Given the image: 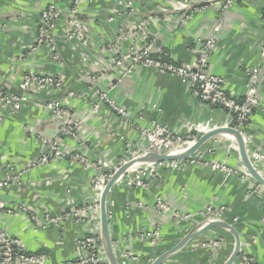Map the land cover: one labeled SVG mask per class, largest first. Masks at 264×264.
<instances>
[{
    "label": "crops",
    "instance_id": "1",
    "mask_svg": "<svg viewBox=\"0 0 264 264\" xmlns=\"http://www.w3.org/2000/svg\"><path fill=\"white\" fill-rule=\"evenodd\" d=\"M83 0L78 18L88 45L67 39L71 25L67 10L73 0H0V85L11 93H20L19 82L26 73L60 75L61 89L27 91L20 112L6 107L0 125V173L12 163L27 168L53 141L65 120L76 124V137L64 136L61 148L67 153H82L92 161L117 164L131 151H143L147 145L141 129L153 122L166 125L181 134L195 133L199 138L206 129L232 126L234 116L221 107L203 102L182 78L144 65L126 72L113 67V58L131 47L139 49L153 43L155 55L179 64L197 62L202 44L216 33L217 48L211 55L207 72L222 76L228 91L243 97L248 88L247 70L259 68L260 106L250 117L247 130L253 135V147L264 150V0H238L220 12L209 2L219 0ZM54 4L62 11L53 35L60 48L54 60L46 47L32 49L43 9ZM177 11V12H176ZM189 15L186 21L179 16ZM137 32L133 34V32ZM111 44L106 51L102 47ZM97 90L107 92L126 112L116 113L108 104L93 111ZM45 101H60L69 111L59 118L43 109ZM67 118V119H66ZM214 162L240 166L239 145L229 134L219 133L205 141ZM264 175V167H260ZM97 170L67 157H55L35 166L0 191V200L17 209L0 213V226L19 241L26 253H46L44 264H66L83 251L79 239L96 231L101 215L82 211L81 221L70 218L62 223L41 227L31 218L58 215L83 209L95 200L91 179ZM128 171L111 188L107 207L115 253L121 264H151L174 247L204 220L209 206L221 219L235 226L241 237V251L232 264H245L243 255L264 264V187L252 193L255 180L239 174L215 171L206 164L180 163L159 168V177H147L144 186H128ZM168 207L157 209L158 200ZM189 213L195 216L186 220ZM158 229L160 240L151 244L139 239V233ZM219 242L212 245L211 242ZM235 248L234 235L213 227L190 239L163 264H225ZM134 253L138 261L123 258ZM105 255V254H103Z\"/></svg>",
    "mask_w": 264,
    "mask_h": 264
},
{
    "label": "built area",
    "instance_id": "2",
    "mask_svg": "<svg viewBox=\"0 0 264 264\" xmlns=\"http://www.w3.org/2000/svg\"><path fill=\"white\" fill-rule=\"evenodd\" d=\"M82 1L83 0H73L70 8L67 10L69 16L68 22L72 28H70L66 34V38L70 40L77 39L83 46H87L88 37L82 22L78 18L79 5ZM237 1L238 0H219L211 1L209 3L216 10L223 12L229 9ZM185 2L187 5H192L193 1L185 0ZM132 3V0H127L128 6H132ZM61 14L62 11L54 4H49L42 10L34 44L32 45L33 50H37L40 47L48 48L54 60H59L60 48L55 42L53 32ZM188 18L189 15L185 12L183 16H179V19L183 22ZM219 29L220 25L218 24L215 27V34L204 41L198 60L193 65L179 64L165 57L157 56L153 51V43H146L139 49L131 47L126 52L114 57L113 67H124L125 71L129 72L135 65L141 64L145 67L154 68L182 78L186 81L189 91L203 102L217 105L234 116L235 123L231 127L242 133L244 141L249 148L251 161L261 171L260 167H264V150L252 146L254 143L253 135L247 130L251 115L261 103L258 95L259 68L254 66L247 70L248 88L243 97L235 96L228 91L224 77L209 74L207 72L208 61L217 48L216 33ZM136 33V31L133 32V34ZM110 47H112L111 44L106 45L102 47V50L106 51ZM62 86L63 79L60 75H47L43 73H26L19 82L20 93L8 92L0 85V125L5 119V115L1 111V108L6 107L10 113L20 112L23 102L26 100L25 94L27 91H36L39 89L54 90L61 89ZM97 95L98 100L93 106L94 112H97L103 104H108L116 113L126 117L124 109L111 99L107 92L97 90ZM41 107L59 118L65 119V117H68L69 115L68 109L60 101H45L41 103ZM208 130L210 129H206V131ZM141 133L147 139V147L141 152L131 151L117 164L111 165L105 160L92 161L82 153L65 152L60 146L61 138L64 136H77L76 124L65 120V124L61 127L60 133L56 139L49 141L42 138V141L46 144L47 148L44 153L34 159L27 168H19L12 163L7 165L4 173H0V191L10 183L18 182L23 174L32 167L46 164L55 157L69 156L77 162L97 170V173L91 179L93 189L95 190L94 202L83 209L77 208L73 211H66L58 215L47 214L43 218L30 212L32 220L36 225L43 227L48 223H62L65 220H69L71 217L81 221L82 211H90L100 217L102 192L114 173L121 166L139 157L145 156L151 151H160L170 154L178 153L191 147L199 139V136L193 132L181 134L158 122H153L150 127L141 129ZM207 155L208 153L206 151H197L194 155L185 160L161 161L137 165L129 170L132 171L134 175L128 177L125 181L128 186H144L147 177H159V168L169 165L177 168L182 162L191 164L204 163L215 171H220L229 175L239 174L243 179H252V176L243 164L232 167L226 163L211 161L207 158ZM262 187V185L255 182L251 191L253 194L259 193ZM156 206L160 211L168 209L167 205L160 199ZM17 209L29 212V209L25 205L15 207L0 200V213H14ZM202 214L204 216L203 221L221 219L217 209L213 206H209ZM194 216L195 214L189 213L183 218L190 220ZM139 239L155 245L159 243L160 232L158 229L141 232L139 233ZM78 244L83 253L77 259L68 261L66 264H110L106 256L103 255L105 252L101 235V225L96 231H92L82 236L79 239ZM211 244L218 245L220 243L213 241ZM123 258H132L135 261L139 260L137 255L130 252L124 253ZM47 260L48 254L46 253H26L21 251L19 248V241L0 226V264H44ZM243 261L245 264H257V262L247 254L243 255Z\"/></svg>",
    "mask_w": 264,
    "mask_h": 264
},
{
    "label": "water",
    "instance_id": "3",
    "mask_svg": "<svg viewBox=\"0 0 264 264\" xmlns=\"http://www.w3.org/2000/svg\"><path fill=\"white\" fill-rule=\"evenodd\" d=\"M219 133H226L229 134L235 141H237L239 145L240 157L242 160V164L252 176V178L264 187V175L261 171L253 164L250 158L249 148L244 141V137L242 133L231 126H222L217 127L214 129L209 130L208 132L204 133L191 147H188L185 150H182L178 153L170 154V153H163L160 151H151L145 156L139 157L135 160H132L123 166H121L109 180L107 185L105 186L101 201H100V213H101V235L103 241V248L105 252V256L110 264H121L117 258L115 253L113 241L111 238L110 232V221H109V212L107 207V199L109 192L113 185L122 177L124 176L131 168L141 164H148V163H156L161 161H180L185 160L192 155H194L197 151L200 150L201 146L205 143L207 139L210 137L219 134ZM213 227H220L230 231L235 237V248L225 264H232L241 251V237L236 229L235 226L231 225L230 223L226 222L223 219L219 220H212V221H202L198 228L186 235L179 243H177L171 249L165 251L160 256H158L151 264H163V262L168 259L173 253L180 250L182 247L186 245V243L196 236L201 235L206 230L213 228Z\"/></svg>",
    "mask_w": 264,
    "mask_h": 264
}]
</instances>
